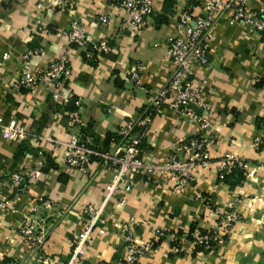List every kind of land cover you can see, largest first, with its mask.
<instances>
[{"label": "crops", "instance_id": "1", "mask_svg": "<svg viewBox=\"0 0 264 264\" xmlns=\"http://www.w3.org/2000/svg\"><path fill=\"white\" fill-rule=\"evenodd\" d=\"M57 1L0 0V118L5 122L16 117L31 134L21 142L27 147L22 153H17L19 143L0 136V192L10 198L13 208L0 214V262L63 264L73 237L85 223L83 208L90 203L102 209L86 246L87 264L121 263L124 224L133 228L141 243L155 241V230L163 231L161 241L131 264H264V35L230 23L227 11L217 19L209 64L195 73V80L209 91L206 98L211 103L208 116L215 140L207 148L210 167H196L194 181L182 192L173 190L175 180L169 175L148 174L136 180L125 203L119 205L117 197L105 198L109 170L96 162L89 163L85 172L65 165L64 142L73 129L68 128L71 110L62 100H79V126L85 136L108 147V136L125 120L136 117L150 91L167 81L172 65L165 58L166 38L174 30L178 13L189 4L197 12L200 0H151L155 14L140 30L131 27L127 12L114 0H75L71 12ZM250 3L256 9L264 8V0ZM72 20L93 40L107 39L109 50L85 52L55 32L68 29ZM38 23L51 31L38 33ZM30 44L41 48L30 59L34 68L67 55L71 69L57 100L40 87H13L21 70V54ZM4 54L8 57L3 58ZM138 66V78L130 81L128 73ZM199 131L196 120L163 104L149 125L141 155L163 162L175 145ZM226 152L247 161L243 179L217 178V161ZM38 161L45 168L31 186L23 192L8 187L7 174ZM228 206L240 219L225 233L222 243L209 252L194 250L187 236L190 228L194 227L190 233L194 238L199 229L213 226L215 208ZM27 214L46 232L36 259L31 258L19 234Z\"/></svg>", "mask_w": 264, "mask_h": 264}, {"label": "built area", "instance_id": "2", "mask_svg": "<svg viewBox=\"0 0 264 264\" xmlns=\"http://www.w3.org/2000/svg\"><path fill=\"white\" fill-rule=\"evenodd\" d=\"M128 14V23L135 30L142 29L147 18L154 15L151 0H114ZM64 11L71 12L75 7V0H58L56 3ZM194 5L189 4L177 15V21L171 35L166 38L165 58L172 65L167 81L157 89L151 90L147 96L145 109L136 117L129 118L120 124L114 133L117 140H111L108 147L100 148L90 146L89 139L80 131V102L74 101L76 109L67 113L68 128L73 129L70 138L64 142V163L69 167L77 168L81 172L91 162H96L101 168L111 172L105 185V198L117 197L119 205L126 201V194L134 186L137 179L144 178L153 172L167 174L175 180L173 190L184 191L187 184L194 181L193 171L196 167L208 169L211 159L208 146L215 140V134L211 128L208 112L211 103L206 98L209 94L205 85L195 80V73L209 64L208 53L212 44V29L217 19L227 11V19L230 23H236L247 27L250 31L264 35V8L252 7L250 0H200L197 12ZM101 22L104 16H99ZM48 26L38 23L37 32L45 34ZM67 38L69 44L86 49L93 44L97 53L109 50L108 40L100 38L93 40L84 34L77 20H72L68 29L55 30ZM41 48H26L21 54V70L13 83L15 89L26 88L33 90L37 87L47 91L51 98H59V88L70 73L71 66L65 53L58 55L54 60L42 68H34L30 59L38 54ZM8 55L4 54L3 58ZM128 73L130 81L138 78V71ZM71 97L63 98L66 104ZM167 104L173 111L185 113L189 120H196L199 124V132H195L185 141L175 145L173 151L160 163L153 162L141 155V144L147 136L149 125L153 116L161 111L162 105ZM192 106L200 108L196 110ZM30 131L12 116L3 122L0 118V136L8 141L20 143L30 136ZM255 144H260V139H255ZM216 175L223 180L233 169L240 168L246 171L248 163L243 158L230 152H226L217 161ZM43 161H38L30 168L15 170L7 174V185L10 189L23 192L31 186L42 174ZM101 207L87 204L83 208L85 223L75 234L70 256L66 264H87L85 259L86 246L91 239L93 225L99 220ZM11 200L0 192V214L11 212ZM213 226L204 234L197 232L192 243L203 244L211 249L222 243L224 234L240 219L237 212L229 206L227 208H215ZM19 234L27 245L29 254H37L43 248L46 234L43 226L31 215L23 217L19 227ZM124 261L133 263L138 256L148 251L152 242L141 243L134 237L133 228L124 224ZM163 236L162 230H155L153 238ZM210 242H213L210 244ZM0 264H19L16 259H9Z\"/></svg>", "mask_w": 264, "mask_h": 264}, {"label": "trees", "instance_id": "3", "mask_svg": "<svg viewBox=\"0 0 264 264\" xmlns=\"http://www.w3.org/2000/svg\"><path fill=\"white\" fill-rule=\"evenodd\" d=\"M48 28V31H51V29L49 28V27H47ZM52 31H54V30H52ZM93 44H94V42H92L91 44H89V45H87V48L86 49H84L85 50V52H90V53H92V54H96L97 52H96V50L93 48ZM71 45H73V46H76V45H74V44H71ZM35 46H34V44H30L29 45V48H34ZM76 100V98H74V97H72V98H70L69 99V101L66 103L67 105H66V107L69 109V110H73V109H76V105L74 104V101ZM145 109V106L143 107V108H141V112L143 111ZM154 117V116H153ZM80 128H81V126H80ZM80 131H81V133H82V135L84 136V137H86L85 135L86 134H84V132L82 131V128L80 129ZM118 136L115 134V133H113V134H110L109 136H108V138H107V141H108V145H109V142L111 141V140H117L118 138H117ZM24 141V140H23ZM22 142V141H21ZM20 142V143H21ZM19 143V145H18V148H17V153H22V152H24V151H26V149H27V147H25V145L24 144H20ZM89 145L90 146H93V147H100V148H106L107 146H101V145H97V144H94L93 142H90L89 143ZM142 145V144H141ZM45 168V164H44V166L42 167V170ZM245 173H244V170H242V169H240V168H235V169H233V171L230 173V174H228V175H226L225 176V178L223 179V181L225 180H230V179H233V178H236L237 179V181H239L240 179H243V177H245V175H244ZM194 230V227L192 228H190V230H189V233L187 234V236L189 237V239L190 240H193L194 238H193V236L190 234L192 231ZM208 230H206V229H199V233L200 234H204V233H206ZM161 239H162V237H158L155 241H152V244H151V248L152 247H154V246H156L160 241H161ZM213 242H210V244H212ZM194 250H201V251H203V252H209L210 250H211V248H209V247H205V245H203V244H195L194 245ZM7 260H9V259H3L2 260V262H5V261H7Z\"/></svg>", "mask_w": 264, "mask_h": 264}, {"label": "rangeland", "instance_id": "4", "mask_svg": "<svg viewBox=\"0 0 264 264\" xmlns=\"http://www.w3.org/2000/svg\"><path fill=\"white\" fill-rule=\"evenodd\" d=\"M42 226H43V225H42ZM43 228H44V227H43ZM44 231H45V229H44ZM45 234H46V232H45ZM224 235H225V234H224ZM73 238H74V237H73ZM223 238H224V236H223ZM72 241H73V239H72ZM220 244H221V243H220ZM220 244H219V245H220ZM219 245H217V246H219ZM71 246H72V245H71ZM217 246H216V247H217ZM124 247H125V246H124ZM216 247H215V248H216ZM150 248H151V247H150ZM215 248H213V249H215ZM213 249H211V250H213ZM123 252H125V251L123 250ZM40 253H41V250H40L37 254H35V253H34V254H31V258L36 259V256H37V255H40ZM146 253H147V251L144 252L141 256L145 255ZM69 256H70V253H69ZM69 256H68V258H69ZM141 256H138V258H137L134 262H136ZM123 257H124V253H123ZM123 257H122V261H121L120 264H127V263L124 261ZM31 258H30V260H31ZM68 258H67V260H68ZM67 260H66V261H67ZM66 261H65L63 264H66ZM134 262H133V263H134ZM129 264H131V263H129Z\"/></svg>", "mask_w": 264, "mask_h": 264}, {"label": "water", "instance_id": "5", "mask_svg": "<svg viewBox=\"0 0 264 264\" xmlns=\"http://www.w3.org/2000/svg\"><path fill=\"white\" fill-rule=\"evenodd\" d=\"M192 107H193L194 109H196V110H199V111L201 110L200 108H197V107H195V106H192Z\"/></svg>", "mask_w": 264, "mask_h": 264}]
</instances>
